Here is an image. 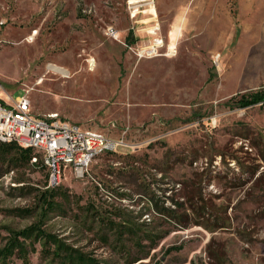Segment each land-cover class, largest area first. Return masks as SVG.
<instances>
[{"label":"rangeland","instance_id":"1","mask_svg":"<svg viewBox=\"0 0 264 264\" xmlns=\"http://www.w3.org/2000/svg\"><path fill=\"white\" fill-rule=\"evenodd\" d=\"M132 1L0 0L5 90L30 89L36 115L116 138L128 129L140 146L98 157L84 179L64 172L57 187L68 198L56 197L45 228L102 264H264V104L232 101L264 87V0ZM131 31L162 40L159 56L128 48ZM11 159L0 153V248L4 226L40 218L49 181L47 168ZM94 211L144 225L156 243H106L87 219ZM37 248L31 264H59Z\"/></svg>","mask_w":264,"mask_h":264},{"label":"built area","instance_id":"2","mask_svg":"<svg viewBox=\"0 0 264 264\" xmlns=\"http://www.w3.org/2000/svg\"><path fill=\"white\" fill-rule=\"evenodd\" d=\"M156 43L143 48L138 56L152 58L159 55L163 41ZM30 91L26 89L23 96L14 98L0 81V142L17 143L32 149L35 155L31 163L38 164L41 158L48 169V187H57L68 169L76 178L84 179L98 157L120 153L121 149L134 153L140 148L139 144L128 141V129L116 138L87 129L59 113L36 115Z\"/></svg>","mask_w":264,"mask_h":264},{"label":"trees","instance_id":"3","mask_svg":"<svg viewBox=\"0 0 264 264\" xmlns=\"http://www.w3.org/2000/svg\"><path fill=\"white\" fill-rule=\"evenodd\" d=\"M135 43L133 32L129 33L126 44L131 46ZM237 100L238 105L241 108L254 107L264 104V87L256 90L249 91L240 96L239 99L233 97L232 101ZM0 153L11 157V161L14 164L29 165L32 164V158L35 155L34 151L30 148H24L17 143H1ZM115 154V153H112ZM110 155V154H107ZM128 155V154H127ZM128 158L133 160L134 163L140 162L141 158L135 155H128ZM36 166L43 165L40 158ZM46 168V167H45ZM62 194L61 189L58 187H47L46 190L41 192V204H43L42 214L40 218L23 229H15L9 226L3 228L9 233L6 244L0 248V264H11L13 258H18L23 264H31V255L38 252L37 243L41 245V254L43 258L50 259L58 262L59 264H102L100 261L91 257L89 254L81 252L78 248H75L65 242L58 235L49 232L45 228V222L49 217V214L56 210L59 203L56 197ZM64 194V193H63ZM62 194V195H63ZM63 197L68 198L66 194ZM94 207L90 205L88 211L93 210ZM206 207H200L199 212L206 211ZM25 212L30 215L32 210H16V212ZM8 212H13L9 210ZM88 215L87 219L92 216V221L98 223L103 230H106L103 239L106 243L112 242V236L116 237L114 242L117 245L126 246V236L130 235L133 238L136 237L134 245L139 247V251H144V241H150L152 245L156 243V236L154 233L144 228V225L129 224L122 221H116L110 217L102 214ZM1 238V233H0ZM125 248V247H124Z\"/></svg>","mask_w":264,"mask_h":264},{"label":"crops","instance_id":"4","mask_svg":"<svg viewBox=\"0 0 264 264\" xmlns=\"http://www.w3.org/2000/svg\"><path fill=\"white\" fill-rule=\"evenodd\" d=\"M174 28L175 27H178V26H173ZM172 33H174V37H175V39L174 40H172ZM177 33H178V31H176V30H171L170 31V33H169V44H167V51H169V54H170V50H172L173 48L172 47H175V45H176V43L175 42H177V40H178V35H177ZM179 34V33H178ZM133 35H134V38H135V43L133 44V45H131V46H128L127 44H126V42L124 43L128 48H131V47H134V46H139V47H144V48H146V47H149V46H151V45H157V41L158 40H160V39H158V38H155V41L152 43L151 41L152 40H150L149 41V44H146L145 42H140V40H139V38L137 37V35H135L134 33H133ZM136 36V37H135ZM145 36H150V35H145ZM153 39H154V37H153ZM164 47V45L162 44L161 45V47L159 48V50L161 51L162 50V48ZM162 55V54H161ZM163 55H168V53L167 54H163ZM159 56V55H158ZM144 58H147V59H149V57H144Z\"/></svg>","mask_w":264,"mask_h":264},{"label":"bare ground","instance_id":"5","mask_svg":"<svg viewBox=\"0 0 264 264\" xmlns=\"http://www.w3.org/2000/svg\"><path fill=\"white\" fill-rule=\"evenodd\" d=\"M135 1V0H134ZM134 1H132V2H134ZM131 2V3H132ZM156 13V12H155ZM37 32H35L33 35H32V37L30 38L31 40H33V37H34V35L36 34ZM35 39V38H34ZM172 48H174V47H172ZM49 69L50 70H52V71H54V72H60V73H62L63 75H65V76H67L68 75V72L67 71H65L64 69H62L61 67H59V66H56V65H50L49 66Z\"/></svg>","mask_w":264,"mask_h":264}]
</instances>
